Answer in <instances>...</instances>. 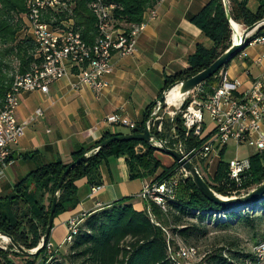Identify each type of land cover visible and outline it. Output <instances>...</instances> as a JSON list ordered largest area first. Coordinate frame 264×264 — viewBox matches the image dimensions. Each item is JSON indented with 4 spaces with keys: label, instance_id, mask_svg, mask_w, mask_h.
I'll use <instances>...</instances> for the list:
<instances>
[{
    "label": "trees",
    "instance_id": "obj_1",
    "mask_svg": "<svg viewBox=\"0 0 264 264\" xmlns=\"http://www.w3.org/2000/svg\"><path fill=\"white\" fill-rule=\"evenodd\" d=\"M114 1L116 8L113 15L116 25L124 29L139 24L146 11L153 5V0ZM227 1H229L231 19L240 25L247 27L264 18V0H254L257 3L255 11H251L248 7L250 0ZM90 2L91 0H76L74 9L76 24L81 29L82 39L88 45H92L96 37L95 18L88 7ZM25 12L23 0H0V106L13 80V75L24 73L39 64L34 42L21 33ZM189 21L211 41V46L206 48L197 45L194 53L189 56L188 66L185 69L164 77L159 95L171 84L186 80L207 68L231 44V30L222 0H209L197 14L190 17ZM259 36H264V25L251 35L250 41ZM8 56H12L17 63V70L12 75H9L5 63ZM214 80L212 76L205 81V84L213 83ZM154 105L155 102L147 107L143 120L130 129L131 132L143 131L144 123ZM179 122L177 117L175 123L178 129H180ZM151 132L159 138L164 137L163 129L158 132L151 127ZM115 135L121 133L106 132L88 147L73 151L66 159L58 158L41 164L17 181L12 194L0 197V233L10 236L16 244L26 250L35 248L45 232L51 200L61 174L68 164L84 153L90 152L89 157L73 167L64 178L53 218L76 206L78 202L77 188L74 184L76 180L87 178L91 186L100 185L99 168L111 157H124L130 179L161 181L172 173L175 167H179L175 161L170 166H164L155 156L157 150L139 140L112 141L94 152L101 142ZM223 156L224 148L220 151V160L211 178L203 165L195 164L200 174L204 169L207 176L203 179L216 193L231 196L235 191L247 190L264 181V153H254L249 156L250 170L239 186L228 179L229 162L224 161ZM158 170L160 174L155 175ZM129 200L122 198L81 217L77 233L72 242L66 244L68 251L61 255V261L52 260L57 251L47 253L48 236L44 245L32 256L21 255L11 244L6 249L0 248V262L2 264H39L38 262L40 264H172L167 254V242L174 244L175 237L183 239L182 242L186 243L196 242L206 235L205 225L209 222L221 228L239 223L253 228L256 220L264 222V195L239 206L220 207L207 200L189 176L182 178L174 199L166 200L165 211L149 200L143 201V210L136 211ZM10 257H20L22 262L16 263ZM196 264L259 263L251 253L233 251L225 246L207 253Z\"/></svg>",
    "mask_w": 264,
    "mask_h": 264
},
{
    "label": "built area",
    "instance_id": "obj_2",
    "mask_svg": "<svg viewBox=\"0 0 264 264\" xmlns=\"http://www.w3.org/2000/svg\"><path fill=\"white\" fill-rule=\"evenodd\" d=\"M23 1L26 12L21 33L34 42L39 64L24 73L13 75L0 106V174L9 162L11 146L18 143L26 126L42 114L41 109H36L27 119L18 121L15 112L19 96L32 91L46 93L50 83L66 78L71 88L86 86L98 97L109 87L104 77L112 71V56L116 54L125 57L135 51L138 34L147 20L156 18L157 7L164 0H153V5L146 11L143 20L129 29L116 25L113 15L116 8L114 0H91L88 7L95 18L96 29L92 45L82 39L81 29L76 24V0ZM251 44L264 45V36L252 39L247 46ZM244 49L232 60H244L247 56ZM256 60L260 61L261 58ZM213 76V83L205 84L204 81L187 92L178 114L180 129L175 123L173 134L167 140V146L170 145V148L181 153L194 165H203L207 171L212 159H220L221 149L230 142L236 148L246 145L253 150L252 154L264 153V83L254 80L244 86L240 80L229 76L227 66ZM206 115L209 124L206 123ZM154 118L147 117L149 130ZM106 121L111 125L124 124L130 129L135 127L134 123L116 114L108 116ZM153 144L160 146L156 140H153ZM249 170V157H235L228 164L227 177L239 186ZM178 174L181 179L186 177L181 167H178ZM178 182L174 177L146 182L137 197L142 201L149 200L165 211L166 200L174 199ZM100 187L101 185L91 186V194ZM245 191L238 190L233 194L242 195ZM80 222V217H72L67 221L65 244L72 242ZM0 240L8 242L4 238ZM167 243V254L172 264H196L200 261L194 246L183 243L177 237L174 244ZM46 251L51 253L56 250L48 242ZM250 253L259 264H264V235L252 246Z\"/></svg>",
    "mask_w": 264,
    "mask_h": 264
},
{
    "label": "crops",
    "instance_id": "obj_3",
    "mask_svg": "<svg viewBox=\"0 0 264 264\" xmlns=\"http://www.w3.org/2000/svg\"><path fill=\"white\" fill-rule=\"evenodd\" d=\"M208 1L164 0L157 7L156 18L147 20L138 34L135 51L125 57L112 56V71L104 77L109 87L98 97L86 86L71 88L66 78L50 83L46 93H22L15 112L17 120L27 119L36 109H41L42 114L26 126L18 143L11 146L9 162L0 174V197L12 194L15 183L41 164L66 159L106 132L130 133L124 124L107 123V117L116 114L137 125L147 107L160 96L164 77L185 69L197 45L211 46V41L189 21ZM244 51V60L228 63L229 76L244 86L254 80L264 83V45L251 44ZM258 57L260 61L256 60ZM122 128L128 131L123 132ZM228 144L223 147L224 155ZM219 160L212 159L209 175L214 174ZM99 175L101 187L93 194L87 178L74 182L76 206L53 218L48 242L54 250L64 244L66 223L72 217H84L122 198H129L136 211L144 209V202L137 195L147 179H130L124 157L109 158L100 166ZM4 244L0 240V248L4 249ZM10 259L22 262L20 257Z\"/></svg>",
    "mask_w": 264,
    "mask_h": 264
},
{
    "label": "water",
    "instance_id": "obj_4",
    "mask_svg": "<svg viewBox=\"0 0 264 264\" xmlns=\"http://www.w3.org/2000/svg\"><path fill=\"white\" fill-rule=\"evenodd\" d=\"M222 3L227 21L229 23L231 34L234 35V39L231 38L230 46L222 54H220L207 68L201 70L200 72L196 73L195 75H193L192 77L186 80L177 81L171 84L169 87H167L161 92L160 96L155 101V105H154V107H156L155 110L152 112V115L150 116L148 115L149 119L151 117L152 118L155 117L151 123L150 130L147 127L148 122L145 121L144 129L141 133L130 132L128 134H121V135H115L109 137L105 139L103 142H101L98 145V147L94 149V152L106 146L108 143L112 141H121V140L143 141L146 144L154 147L157 151L163 152L171 156L174 159V161L179 165V167H181V169L185 172L186 176H189L191 178L196 188L207 200L220 207H232L253 201L254 199H257L260 196L264 195V181L258 186L247 189L242 195L232 194L231 196H222L211 189V187L206 183V181L199 173L197 167L192 162L186 159L181 153H179L175 149H172L169 146H167V140L173 134L175 120L178 117L179 111L181 110L186 100L187 92L195 88L200 83L206 81L208 78L216 74L222 67L226 66L238 52H240L248 45L251 35L259 27L264 25V18H263L262 20L250 26L244 27L240 33H237L233 27L234 21L230 17L228 1L222 0ZM173 88H176L179 97L176 101L168 103L166 102V96L168 92ZM158 114H161V116L156 117ZM151 127L157 131H159V128L163 129L164 137L159 138L155 133L151 132ZM153 140L158 141L160 146L154 145ZM89 155H90L89 152L84 153L75 161L68 164L65 170L63 171V173L61 174L51 200L45 232L39 244L35 248L26 250L23 247L16 244L10 236L4 233H0V238H3L5 236L6 240L8 241V244H11L14 247L15 251H17L18 253H20L25 257L36 254L40 250V248L44 245L46 239L50 234L53 223V213L57 204L59 190L64 181L65 176L73 167L85 161L89 157Z\"/></svg>",
    "mask_w": 264,
    "mask_h": 264
},
{
    "label": "rangeland",
    "instance_id": "obj_5",
    "mask_svg": "<svg viewBox=\"0 0 264 264\" xmlns=\"http://www.w3.org/2000/svg\"><path fill=\"white\" fill-rule=\"evenodd\" d=\"M256 6L257 3L254 0L249 1L248 7L251 11H255ZM244 27H245L244 25H241L242 29ZM231 37H230V42H231ZM5 63L7 64V71L9 72V75L14 74L15 71L17 70L16 69L17 63L15 59L12 56H8L6 58ZM209 122L210 121L206 115V123L209 124ZM122 131L127 132L128 129L122 128ZM251 151L253 153V150L248 148L246 145H242L236 148L234 144L229 143L223 160L226 162H230L235 157L239 159H244L246 157H249L250 154H252L250 153ZM155 156L164 166H170L174 162V159L171 156L160 151H156ZM200 172L202 177L206 178L207 174L205 173L204 169H202V171ZM159 174H160V170H158L155 175H159ZM170 177L176 178L179 181L178 185L182 181V179L179 178L177 167H175L173 169V172L162 180L163 181L167 180ZM157 181L159 180L157 179ZM147 182H151V179H147ZM191 221L195 222L196 220L193 219ZM205 228L207 229L206 235L204 237H201L198 241L196 242L191 241L190 243H186L183 241L184 243L190 244L197 249L198 261L204 258L207 253H211L213 251L218 250V248L225 246H227L228 249L233 251H242L244 253H250L252 246L256 242H258L264 235V222L262 220L261 221L256 220L253 228L247 227L241 223L232 224L229 227L221 228V227H216L214 223H210V222L205 225ZM182 240L183 239H181V241ZM4 246L8 247L9 246L8 242L5 243ZM62 247H60L61 249L55 253V256L52 258V260H56V261L62 260L61 255L67 253L68 245L64 243L62 244ZM38 263L40 264V262Z\"/></svg>",
    "mask_w": 264,
    "mask_h": 264
},
{
    "label": "bare ground",
    "instance_id": "obj_6",
    "mask_svg": "<svg viewBox=\"0 0 264 264\" xmlns=\"http://www.w3.org/2000/svg\"><path fill=\"white\" fill-rule=\"evenodd\" d=\"M233 27H234V29L236 30L237 33H240L241 30H242L241 25L236 23L235 21L233 22ZM231 38L234 39V35L233 34H232ZM178 97L179 96L177 94L176 88H173V89H171L168 92V94L166 96V102H168V103L174 102V101H176L178 99ZM3 238L6 240L5 236Z\"/></svg>",
    "mask_w": 264,
    "mask_h": 264
}]
</instances>
